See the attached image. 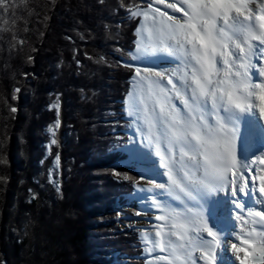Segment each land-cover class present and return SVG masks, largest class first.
I'll return each instance as SVG.
<instances>
[{
    "label": "snow or ice",
    "instance_id": "snow-or-ice-1",
    "mask_svg": "<svg viewBox=\"0 0 264 264\" xmlns=\"http://www.w3.org/2000/svg\"><path fill=\"white\" fill-rule=\"evenodd\" d=\"M121 9L138 23L132 46L115 48L127 57L116 68L129 70L119 125L126 139H117L129 167L111 174L140 194L141 206L131 207L149 224L139 236L144 264H222L227 251L232 264H264V0H116L110 12ZM160 53L175 67L144 63ZM95 62L107 64L103 55ZM56 107L49 150L58 144ZM59 161L56 153L57 169ZM54 175L49 169L59 193Z\"/></svg>",
    "mask_w": 264,
    "mask_h": 264
},
{
    "label": "trees",
    "instance_id": "trees-1",
    "mask_svg": "<svg viewBox=\"0 0 264 264\" xmlns=\"http://www.w3.org/2000/svg\"><path fill=\"white\" fill-rule=\"evenodd\" d=\"M105 1L104 7L97 0L0 3V68H7L0 69V176L6 178L0 182V259L7 264H120L114 257L122 250L132 255L137 243L130 226L122 231L106 220L107 213L116 215V200L122 204L132 189L111 171L129 167L117 163L126 155L117 139H126L119 125L129 70L116 68V61L127 57L115 48L132 46L137 20L122 16L123 9L111 14L116 2ZM101 55L107 64L95 62ZM16 87L21 91L13 100ZM57 104L58 144L49 150L47 128L58 118ZM49 169L55 170L59 193L49 183ZM25 222H30L27 235Z\"/></svg>",
    "mask_w": 264,
    "mask_h": 264
},
{
    "label": "rangeland",
    "instance_id": "rangeland-1",
    "mask_svg": "<svg viewBox=\"0 0 264 264\" xmlns=\"http://www.w3.org/2000/svg\"><path fill=\"white\" fill-rule=\"evenodd\" d=\"M115 2H116V0H115ZM144 63L147 66H153V67L159 68L161 70H164V69H169L170 70V69L175 67V64L166 65L167 63L159 62V61H156V60H154L152 58L146 59V61ZM141 66H143V65H141ZM0 69L3 70V71L5 69L7 70L6 67L0 68ZM29 77L32 78V79L34 78L32 75H30ZM2 161L3 160H0V164L2 163ZM6 161H4V162L6 163ZM1 179H6L5 175L4 176H0V182H1ZM141 184L143 185V181H141ZM134 193H136V196L140 195L137 192H134ZM16 194L18 195V191L16 192ZM16 194H15V198H16ZM129 195L131 196L132 194H129ZM140 206L141 205L138 204L137 207H140ZM123 210H124L125 214L121 213V215L119 217L117 216V213H116V215H111L110 213H107L106 214V220H108V218H109L110 220H113L115 223L117 222L118 229H120L122 231L127 227L125 223L131 222L133 220L135 221L134 225H136L137 228H139V229H141V228L147 229L149 227L148 220L144 219L142 217L134 216V211L135 210H132V208L129 205L123 206ZM152 216H153V213H151V212L148 213V219H151ZM124 217H129L130 219H125ZM51 220H52V218H51ZM59 223L60 222H56V224H59ZM63 223H66V221H63ZM109 225H110V222H109ZM56 232L59 233V230H57ZM44 255L47 257L46 253ZM44 255H43V258H45ZM125 255H126L125 250H122L121 256L117 257L116 261L119 260V262L121 263V259ZM129 263L132 264L131 262H129Z\"/></svg>",
    "mask_w": 264,
    "mask_h": 264
},
{
    "label": "bare ground",
    "instance_id": "bare-ground-1",
    "mask_svg": "<svg viewBox=\"0 0 264 264\" xmlns=\"http://www.w3.org/2000/svg\"><path fill=\"white\" fill-rule=\"evenodd\" d=\"M106 2V1H105ZM153 59L154 60H162V61H165V62H168V63H170V62H172L171 61V59L170 58H168L167 56H166V54H164V53H160V54H158V56H156V57H153ZM15 64V63H14ZM11 65V64H10ZM114 73V72H113ZM107 80V79H106ZM112 81V80H111ZM95 84V83H94ZM109 85V84H108ZM92 88V87H91ZM107 88V87H106ZM111 88V87H110ZM109 88V89H110ZM69 93V92H68ZM71 98V97H70ZM89 98H90V96H89ZM48 101V100H47ZM96 101V100H95ZM24 103V102H23ZM45 103V102H44ZM72 103V102H71ZM96 103V102H95ZM28 107V106H27ZM67 109V108H66ZM61 114V113H60ZM91 118V117H90ZM82 121V120H81ZM118 121H119V119H118ZM86 125V124H85ZM88 130V129H87ZM92 132V131H91ZM80 135V134H79ZM99 138V137H98ZM78 141V140H77ZM101 142V141H100ZM83 143H84V141H83ZM109 143V142H108ZM77 144V143H76ZM80 144V143H79ZM78 144V145H79ZM103 145V144H102ZM109 145V144H108ZM97 147V146H96ZM80 149V148H79ZM88 162V161H87ZM87 165V164H86ZM92 166L93 165H91V168H92ZM92 170V169H91ZM16 172V171H15ZM92 172V171H91ZM94 173V172H93ZM99 173H101V172H99ZM14 174V173H13ZM85 175V174H84ZM88 176V175H87ZM86 179V178H85ZM60 181V180H59ZM89 182V181H88ZM83 183V182H82ZM71 186V185H70ZM79 186V185H78ZM75 187V186H74ZM85 189V188H84ZM10 190V189H9ZM69 192V191H68ZM73 193V192H72ZM71 193V194H72ZM86 194V193H85ZM65 196V195H64ZM68 197V196H67ZM80 197H81V195H80ZM86 197V196H85ZM7 198V197H6ZM69 199V198H68ZM8 202V201H7ZM94 202H96V201H94ZM92 203V202H91ZM178 202L177 201H173V204L175 205V204H177ZM12 204V203H11ZM82 204V203H81ZM99 204V203H98ZM10 205V204H9ZM13 205V204H12ZM14 207V206H13ZM98 207V206H97ZM89 208V207H88ZM95 210V209H94ZM8 211V210H7ZM98 211V210H97ZM8 213V212H7ZM97 213V212H96ZM4 217V216H3ZM22 219H23V217H22ZM83 220V219H82ZM57 221V220H56ZM52 222H54V221H51L50 222V224L52 223ZM46 223V222H45ZM18 225V224H17ZM52 225H54V224H52ZM57 225V224H56ZM5 226V225H4ZM14 226V225H13ZM16 226V225H15ZM47 226V225H46ZM51 227V226H50ZM54 227H55V225H54ZM56 228V227H55ZM113 228V227H112ZM45 229V227L43 228V230ZM115 229V228H114ZM50 230H52V228L50 229ZM46 231V230H45ZM56 231V230H55ZM52 234V233H51ZM54 238V237H53ZM58 238V237H57ZM86 239V238H85ZM98 239V238H97ZM51 240V239H50ZM64 240V239H63ZM43 245V244H42ZM111 245V244H110ZM115 246V245H114ZM27 247V246H26ZM41 247V246H40ZM36 248H38V247H36ZM46 249V248H45ZM49 249V248H48ZM41 250V249H40ZM37 251V250H36ZM227 252H229V251H227ZM40 252H38V254H39ZM118 257H120V256H118ZM222 259H229V261H230V264H232V260H233V257H232V255L231 254H228V255H226V252H224L223 254H222V257H221ZM67 259V258H66ZM64 260V259H63ZM114 260H116V256L114 257ZM65 261H67V260H65ZM37 263V262H36ZM45 263V262H44ZM49 263V262H48ZM223 264V263H222Z\"/></svg>",
    "mask_w": 264,
    "mask_h": 264
}]
</instances>
